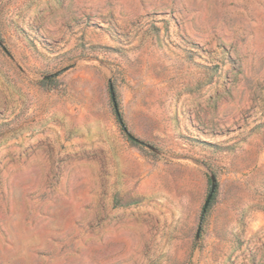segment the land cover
<instances>
[{"label":"rangeland","instance_id":"1","mask_svg":"<svg viewBox=\"0 0 264 264\" xmlns=\"http://www.w3.org/2000/svg\"><path fill=\"white\" fill-rule=\"evenodd\" d=\"M240 7L0 0V264H264V174L229 137L264 124Z\"/></svg>","mask_w":264,"mask_h":264},{"label":"crops","instance_id":"2","mask_svg":"<svg viewBox=\"0 0 264 264\" xmlns=\"http://www.w3.org/2000/svg\"><path fill=\"white\" fill-rule=\"evenodd\" d=\"M235 3L241 4V14L243 16H249L252 18L250 22V27L252 29H262L264 32V0H232ZM244 124V123H243ZM241 124V125H243ZM255 124H246L239 128L234 129V133L232 135H236L234 138V142L239 141L241 139L244 140V147L248 149V154L246 159H244V164L251 161V157L256 155V162L258 167L264 174V124L254 128ZM259 128V129H258ZM233 142V141H232ZM231 142V143H232ZM237 153V152H236ZM246 153V152H245ZM245 155V156H246ZM239 162L240 159L238 160ZM252 169L253 166H249ZM255 217L254 224L256 227L264 229V212L257 210L256 213H253ZM253 219V218H252Z\"/></svg>","mask_w":264,"mask_h":264},{"label":"trees","instance_id":"3","mask_svg":"<svg viewBox=\"0 0 264 264\" xmlns=\"http://www.w3.org/2000/svg\"><path fill=\"white\" fill-rule=\"evenodd\" d=\"M109 92H110V96H111L112 107H113L114 113L116 115V118H117L119 124L121 125L123 131L128 135V137L130 139H133L134 140V138L130 134H128L127 130L125 129V127L123 125V120H122V118H121V116L119 114L118 106H117V103H116V100H115V97H114V92H113V89L111 87L109 88ZM215 193H216V189H215V191H214V193H213V195H212V197H211V199H210V201H209L206 209L204 210V208H202L201 220L203 219L205 213L207 212V209L210 207V205H211V203H212V201L214 199Z\"/></svg>","mask_w":264,"mask_h":264},{"label":"water","instance_id":"4","mask_svg":"<svg viewBox=\"0 0 264 264\" xmlns=\"http://www.w3.org/2000/svg\"><path fill=\"white\" fill-rule=\"evenodd\" d=\"M50 77H52V76H46L45 78L48 79ZM208 174H209V179H210V190H209L208 196H207V198L204 202V205H203L204 210L206 209V207H207V205H208V203H209V201H210V199H211V197H212V195L216 189V180H215L214 176L212 174H210L209 172H208Z\"/></svg>","mask_w":264,"mask_h":264}]
</instances>
